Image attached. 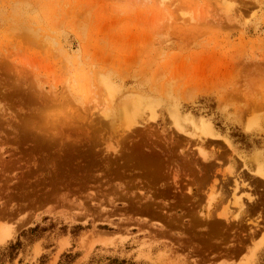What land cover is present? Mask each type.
I'll return each mask as SVG.
<instances>
[{"label":"rangeland","instance_id":"rangeland-1","mask_svg":"<svg viewBox=\"0 0 264 264\" xmlns=\"http://www.w3.org/2000/svg\"><path fill=\"white\" fill-rule=\"evenodd\" d=\"M257 168L264 0H0V248L84 226L7 264H264Z\"/></svg>","mask_w":264,"mask_h":264},{"label":"trees","instance_id":"trees-1","mask_svg":"<svg viewBox=\"0 0 264 264\" xmlns=\"http://www.w3.org/2000/svg\"><path fill=\"white\" fill-rule=\"evenodd\" d=\"M49 219L52 220L49 225L38 223L35 226L24 229L19 234L15 242L11 241L5 247L0 248V264L13 263L25 246L31 245L37 241H40L41 239L46 238L48 243L45 245V247L51 248L54 246V239L68 235L69 233H71L72 237L75 239L84 229V226L82 225H73L71 227V231H69L70 227L68 224L61 222L59 225L60 221L54 220L49 216L44 217V222ZM72 250L73 249L63 252L58 264H75V262L81 256V253H73ZM102 258H106L109 261L108 264H140L134 260L119 259L118 257L111 256H93L90 260V264L99 263ZM40 261L41 264H46L48 261V255L43 254L40 257Z\"/></svg>","mask_w":264,"mask_h":264},{"label":"bare ground","instance_id":"bare-ground-1","mask_svg":"<svg viewBox=\"0 0 264 264\" xmlns=\"http://www.w3.org/2000/svg\"><path fill=\"white\" fill-rule=\"evenodd\" d=\"M257 169H258V168H257ZM257 171H258L259 175H260L262 178H264V169H263V168H259ZM258 173H257V174H258ZM240 184H242V183H240ZM243 185H245V184H243ZM250 199L253 200L254 198H251V197H250ZM236 203L239 204V203H241V202H239V203L236 202ZM241 204H242V203H241ZM242 205H243V204H242ZM242 205H241V206H242ZM239 207H240V206H239Z\"/></svg>","mask_w":264,"mask_h":264}]
</instances>
